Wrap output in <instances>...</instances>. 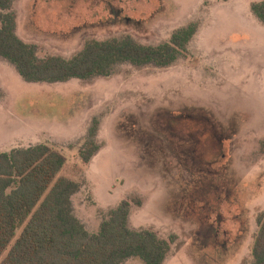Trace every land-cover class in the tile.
<instances>
[{
	"label": "rangeland",
	"instance_id": "374dc122",
	"mask_svg": "<svg viewBox=\"0 0 264 264\" xmlns=\"http://www.w3.org/2000/svg\"><path fill=\"white\" fill-rule=\"evenodd\" d=\"M259 1H18L17 33L41 57L71 59L89 40L125 34L158 45L201 25L172 65L124 63L109 77L28 82L0 58V152H60L61 174L79 184L74 214L90 232L127 199L130 227L177 235L163 264H252L264 212ZM94 119L101 148L86 164L80 150Z\"/></svg>",
	"mask_w": 264,
	"mask_h": 264
},
{
	"label": "trees",
	"instance_id": "16d2710c",
	"mask_svg": "<svg viewBox=\"0 0 264 264\" xmlns=\"http://www.w3.org/2000/svg\"><path fill=\"white\" fill-rule=\"evenodd\" d=\"M16 1L0 0V58L12 63L28 82L109 77L124 63L170 66L187 51L201 25L192 21L158 45L125 34L89 40L71 59L41 57L37 44L17 34ZM251 7L264 23V0ZM98 127L94 119L90 138L80 150L86 164L101 148L95 139ZM65 164V157L46 144L0 152V264H125L132 258L163 264L177 235L167 239L152 230L130 227L127 199L111 211L97 233L90 232L74 214L72 196L79 184L61 174ZM257 222L252 264H264V212Z\"/></svg>",
	"mask_w": 264,
	"mask_h": 264
},
{
	"label": "crops",
	"instance_id": "0c3cea01",
	"mask_svg": "<svg viewBox=\"0 0 264 264\" xmlns=\"http://www.w3.org/2000/svg\"><path fill=\"white\" fill-rule=\"evenodd\" d=\"M18 1H20V0H17L16 2H15V4H14V8H15V6L17 5V2ZM17 21H18V15H17ZM18 25H19V23L17 24V30H18ZM18 34V33H17ZM91 162V161H90ZM63 170V169H62ZM168 258V257H167Z\"/></svg>",
	"mask_w": 264,
	"mask_h": 264
}]
</instances>
